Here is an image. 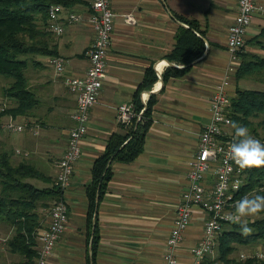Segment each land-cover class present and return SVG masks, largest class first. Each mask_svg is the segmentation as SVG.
Wrapping results in <instances>:
<instances>
[{"label": "crops", "instance_id": "obj_1", "mask_svg": "<svg viewBox=\"0 0 264 264\" xmlns=\"http://www.w3.org/2000/svg\"><path fill=\"white\" fill-rule=\"evenodd\" d=\"M111 3L117 16L106 74L99 100L90 108L81 157L62 193L68 206V223L47 264H88L96 230L95 264H164L166 239L181 192L188 186L198 133L210 119L213 87L230 62L227 33L237 14L238 0H111ZM88 6L89 0H79L70 7L63 6V13L86 12ZM126 12L134 14L135 24L124 21L121 14ZM176 14L199 23L202 33H195L204 41V52L182 74L164 78L166 71L184 67L169 59L176 44V31L180 26L188 27ZM262 28L264 16L255 13L247 31L245 52L264 55V45L254 40ZM93 39V29L85 21L67 22L61 35H52L49 45L64 58V74L56 75L46 56V79L30 80L31 85L38 87V107L45 97L46 107H34L29 116L14 117L16 122L25 124L22 132L0 134V148L12 152V164L26 161L46 177V181L27 179L37 187L51 185L73 124L71 114L76 96L65 85L64 76L85 73L89 64L86 51ZM148 70L154 80L145 85L143 76ZM238 85L246 87L248 81L236 82L233 74L231 95ZM151 97L154 101L144 149L132 161L111 163L112 176L90 215L87 185L92 179L94 161L106 148L110 136L125 130L117 117L118 104L134 106L138 100L142 104L140 110H144ZM7 119L8 116L2 117V121ZM37 125L39 130L35 134ZM207 180L210 182L211 177ZM39 212L43 214L41 227H45L49 213L46 214L45 208ZM204 217L199 210L193 212L178 251L179 264H193L189 250L203 235ZM2 227L0 223V231ZM36 243L37 250L39 242ZM21 258L6 251L5 244L0 243V264H16Z\"/></svg>", "mask_w": 264, "mask_h": 264}, {"label": "trees", "instance_id": "obj_2", "mask_svg": "<svg viewBox=\"0 0 264 264\" xmlns=\"http://www.w3.org/2000/svg\"><path fill=\"white\" fill-rule=\"evenodd\" d=\"M78 1L0 0V74L11 79L2 88L3 97L11 104L0 105V129L1 124L6 121H2L3 116H8L9 119H14L18 115L29 116L34 107L40 104V99L37 97L38 90H35L38 87L31 85L32 78L27 76L25 68L29 66V61L43 68L44 65L39 57L59 56L57 50L49 45V39L54 33L47 29L48 8L52 4L70 7ZM176 17L186 22L188 27L180 26L176 31V44L169 59L182 63L184 67L166 71L164 78L170 74H182L189 69L192 61L204 52V41L195 33L200 31L199 23L195 19L190 20L178 14ZM259 32L254 40L264 45L261 42V39H264V28ZM240 58V64L234 74L235 81L254 79L264 82V55L245 52L242 49ZM143 77L145 85H150L154 80L150 70ZM235 87L230 106L232 122L246 126L257 139L264 142V134L260 135L257 131L260 127L264 132V88L239 85ZM153 101V97L148 100L139 120L134 118L129 124L123 123L124 133H113L104 151L95 159L92 179L87 185L89 214L96 208L112 176L111 163L132 161L144 149V137L150 124ZM134 106L137 111L142 108L138 100ZM251 118H258V120L254 122ZM11 155L10 150L0 148V223L10 231L5 239L6 251L22 257L16 264H34L37 255L35 248L38 242L37 235L42 228L43 214L39 210L48 208L52 202L63 199V192L54 183V178L50 186L41 188L27 181L28 178H40L46 181V177L26 161L12 164ZM261 189H264V168L247 169L244 182L234 195V203L245 194L251 195ZM231 209L234 211L233 206ZM260 215L259 218L248 220V226L253 231L246 237L241 235L238 224L232 222L225 224L215 245L217 257L213 249L214 259L224 260L226 264H264V260L256 254L240 260L228 258V254L236 249L237 243L251 244L264 240V213ZM97 238L96 230L92 240L91 260L88 264H95Z\"/></svg>", "mask_w": 264, "mask_h": 264}, {"label": "built area", "instance_id": "obj_3", "mask_svg": "<svg viewBox=\"0 0 264 264\" xmlns=\"http://www.w3.org/2000/svg\"><path fill=\"white\" fill-rule=\"evenodd\" d=\"M47 29L61 35L67 22L85 21L94 32V39L88 48L89 64L81 76H64V83L76 96V106L71 114L73 121L69 129L65 149L58 159L54 183L62 192L72 178L75 164L82 154V140L87 133L89 113L92 105L99 100L100 89L106 74L107 54L114 31V19L117 16L111 0H89L86 12L68 11L63 13V6L52 4L48 8ZM255 13L264 16V1L238 0L237 14L231 22L226 49L230 62L225 66L221 77L214 85L210 103V119L198 133L196 152L192 156L188 172V186L181 192L180 200L171 228L166 239L164 264H179L178 251L182 244L184 231L192 220V214L199 210L205 214L203 235L189 250L193 256V264H221L214 259V250L218 236L224 230L225 214L232 213L234 195L238 192L247 170H241L227 158L229 144L234 139L230 115V85L233 74L240 64V51L246 45V35ZM128 24H135L136 17L132 12L121 14ZM48 64L56 75H63L65 60L61 56L49 57ZM118 120L129 124L134 118L139 120L143 110L137 111L132 103L118 104ZM219 113L222 120L216 119ZM8 132H22L25 124L8 119L1 124ZM38 126L34 133H38ZM208 177H211L208 182ZM226 183L223 196L218 188ZM69 219L67 203L64 199L54 202L49 211V221L38 231L37 255L34 264H47L54 248L64 232ZM256 256H264L256 252ZM243 255V254H242Z\"/></svg>", "mask_w": 264, "mask_h": 264}, {"label": "clouds", "instance_id": "obj_4", "mask_svg": "<svg viewBox=\"0 0 264 264\" xmlns=\"http://www.w3.org/2000/svg\"><path fill=\"white\" fill-rule=\"evenodd\" d=\"M216 119L222 120L223 117L217 113ZM231 127L234 129V139L228 146L227 158L241 170L264 168V142L252 136L246 126L232 122ZM226 188V183L222 184L217 190L219 195L223 196ZM262 193H264V189L257 190L251 195L245 194L234 203V211L224 216V219L229 222L238 224L241 235L245 237L253 231L248 226L247 218L264 213V194ZM259 258L264 260V256Z\"/></svg>", "mask_w": 264, "mask_h": 264}, {"label": "rangeland", "instance_id": "obj_5", "mask_svg": "<svg viewBox=\"0 0 264 264\" xmlns=\"http://www.w3.org/2000/svg\"><path fill=\"white\" fill-rule=\"evenodd\" d=\"M261 42L264 43V39H261ZM264 54V53H262ZM39 59L42 61V64L44 65L43 68L39 67V66H35L33 65V63L31 61H29V66L25 68V73L27 74L28 77L32 78L34 80V78H44L46 79V57H39ZM252 80V81H249ZM254 79H246V81H248V85L249 87H257V88H264V82H260V81H255L253 82ZM11 81V79L9 77H6L2 74H0V105L5 104L10 105L11 102L9 100H5V98L3 97V92H2V88L4 86H6L9 82ZM35 90L37 91L38 89L35 88ZM43 106L46 107V97L43 101ZM38 108H42L38 107ZM40 112H42V110L40 109ZM254 122H257L258 118H251ZM257 131L260 135L264 134V132H262V130L259 128H257ZM11 132L5 131L2 128L0 129V134H4V135H9ZM46 133V132H43ZM251 135L255 137V134L252 133L250 131ZM256 138V137H255ZM53 204V202L51 203ZM52 206V205H51ZM50 207H46V214L49 213L50 211ZM261 216V215H259ZM259 216H256L257 218H259ZM256 217H248L247 220H253ZM3 231H0V243L5 244V239L7 238L8 234H10V231L7 230L6 227H2ZM236 244V243H235ZM217 245V244H216ZM215 250V249H214ZM256 252H261L262 255H264V240H259L256 241L254 243L251 244H236V249L233 250L232 252H230L228 254V258L230 259H234V260H240L243 259L249 255L255 254ZM243 254V255H242ZM218 252L217 250H215V257H217ZM221 264H226L224 262V260L220 259Z\"/></svg>", "mask_w": 264, "mask_h": 264}]
</instances>
